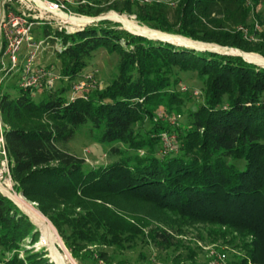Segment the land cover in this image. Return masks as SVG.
Listing matches in <instances>:
<instances>
[{
    "label": "trees",
    "instance_id": "obj_1",
    "mask_svg": "<svg viewBox=\"0 0 264 264\" xmlns=\"http://www.w3.org/2000/svg\"><path fill=\"white\" fill-rule=\"evenodd\" d=\"M258 1L177 0L172 18L165 0H111L106 6L86 0L71 10L134 13L162 34L231 45L262 58L264 30L254 26L262 18L251 17ZM37 26L43 38L59 41V73L69 83L35 98L32 86L0 81L2 149L13 188L37 202L72 256L112 264L106 247L123 250L143 236L194 255L195 246L112 202L121 196L152 203L155 217L170 211L183 222L208 224L211 239L232 234L244 250L237 264H264V63L135 34L107 18L73 31L42 20ZM100 46L118 53L115 73L87 97L70 98L71 80ZM5 48L1 38L0 57ZM177 69L196 71L205 85L202 101L183 107L189 91L176 87ZM165 113L180 118L171 122ZM145 119L150 126L140 130L136 123ZM83 124L117 158L90 166L69 151L65 143ZM163 132L179 133L177 149L161 152ZM14 201L0 191V264H55L45 248L34 249L39 231ZM181 257L176 254L173 264Z\"/></svg>",
    "mask_w": 264,
    "mask_h": 264
},
{
    "label": "rangeland",
    "instance_id": "obj_2",
    "mask_svg": "<svg viewBox=\"0 0 264 264\" xmlns=\"http://www.w3.org/2000/svg\"><path fill=\"white\" fill-rule=\"evenodd\" d=\"M109 1L111 0H100L101 4H103L104 6H106ZM165 1L169 6V16L170 18H172L173 7L177 0ZM8 6H12V8H9ZM71 6L72 4L69 5L70 8ZM7 10H16L17 12H14L16 14L22 15V17L26 21L22 24H17L15 27H12L8 22L4 23V21H2V18L4 12H6ZM108 11H114V9H109L101 13ZM120 14H126L129 18L135 20L137 24L134 25L137 26L138 29L147 36L165 37L160 32L154 30L159 28L151 27L148 24L139 22L135 18L134 13H128L124 11ZM256 14H259V16L262 18V21L259 22L258 29L264 30V0H259L255 5L253 16H251L253 20L259 19ZM29 17L36 20H30L28 19ZM41 20L49 23L54 27L65 28L66 30L71 31L68 24L63 22L57 15L52 14L46 9L37 6L34 0H0V41L1 38L5 39L6 42L8 40V37H5L4 35V28H6L8 34L12 35L16 33L14 29L22 28V31L18 35L20 41L16 52L15 64L6 51H4L0 57V61L2 63V66L0 67V81L2 85L20 82L24 76L30 75L31 71L34 74H37L39 70L42 69H50L55 73L59 72L60 60L56 53V49L59 46V41L57 39H51L50 37L43 38L41 36V32H39V27L37 26ZM92 22L94 21H91L90 23ZM119 23L121 27L122 23ZM73 30H76V28L72 29V31ZM167 37L177 39L180 38L175 36ZM181 40L186 41L190 44L197 45L193 40H190L188 38H183ZM211 46L216 47L215 45ZM229 51L235 52L234 50ZM254 57L259 58V56L252 54V59L254 61L264 63L262 61L256 60ZM117 61L118 53H116L115 51H109L105 47L100 46L92 53L91 57L88 59L87 65L78 72L77 76L84 75L85 73L92 71L96 78V86L94 88L102 87L115 73ZM28 65L30 66V72L27 68ZM176 71L179 78L176 87L180 88L181 90H187L191 92H188L183 107L193 106L197 102L202 101L204 99L205 85L201 78L198 77L196 71L190 69H177ZM66 83L68 84L69 82H66L62 78H58L55 82L56 86L64 85ZM182 85L186 86V88L182 89ZM194 89L198 91L197 94L193 93ZM46 91L47 89L43 86H32V95L35 98L41 97ZM172 114L174 115L177 113H166V116H162L163 118H169V116H171ZM182 115L183 116L181 124H184V122L186 121V116L184 112H182ZM178 118L180 117H177L176 120ZM149 126L150 121L147 119H145L142 123H136V127L140 130L147 129ZM179 138L180 135L178 133V135L175 137L176 145L180 142ZM65 147L74 154L84 157L85 163L90 166H95L97 164L111 161L118 156L109 152V146L107 144L95 140L92 132L89 130V124L81 125L76 130L74 136L65 143ZM2 148L3 138L1 133L0 120V180L2 181V183H10L9 185L11 190L8 191V194L15 200H17L23 208H25L28 213L20 207L29 216L30 220L34 223L39 231V239L35 243H33L34 249H40L41 247L45 248L48 251L47 255L50 257V260H52L55 264H59L60 259H67L69 263L74 264H91V259H86L81 262L79 259L72 256L69 248L64 243V240L58 233L56 227H54L56 230L55 231L52 227L53 224L49 221L50 219L46 215L44 216L38 210L39 208L37 206V202L29 199L28 201L22 194V192L16 191L13 188V181L11 180L8 173L5 151ZM162 150L163 149L161 148V152H163ZM18 195H23L25 198L23 196L22 197L25 199V201L20 200L18 198ZM112 202H115L116 204L122 206L124 209H127L134 215L144 216L147 219H151V225L158 224L159 226L168 229V231H170L175 238L183 239L186 243H189L190 246H195L196 249L194 255L188 257L185 255L187 253L186 247L175 246V244L161 247L155 244L152 240L148 239L146 236H143L136 238L133 245H130L123 250H113L111 247H106L107 254L110 255L109 259L112 264H119V262L117 263L118 260H122V262H124L123 264H173L176 254L183 255V257L180 258L179 264H209L211 257L208 248L205 247L209 244H214L216 248L224 251L226 253V260L230 264H237L236 261L239 256L241 257V255L244 254V250L236 245L239 238L235 239V241L231 240L232 234H229L226 238L218 237L216 239H211L207 234L208 224L189 221L183 222L180 220V218L176 217L170 211H162L156 213L158 214L157 218V216L155 217V214L151 213L153 210H155L153 204L143 200L118 196L114 198ZM169 225H172L173 228ZM53 233H55L56 235L54 239ZM233 234H236V231H234ZM42 235H48L50 237V245L47 246L46 244L41 243ZM198 241H200L201 244L198 243ZM26 242L24 243V246H26V248H30L28 247L29 244ZM19 254H22V251H20ZM97 264H99V260Z\"/></svg>",
    "mask_w": 264,
    "mask_h": 264
},
{
    "label": "built area",
    "instance_id": "obj_3",
    "mask_svg": "<svg viewBox=\"0 0 264 264\" xmlns=\"http://www.w3.org/2000/svg\"><path fill=\"white\" fill-rule=\"evenodd\" d=\"M47 7L45 8L52 14H54V10H60L64 11L67 14L71 15H84L77 12H74L69 7L70 4H76L80 2H85L86 0H43ZM56 15V14H55ZM2 21L10 23L12 27H15L17 24H22L26 20L22 17L20 14H16L12 10H7L4 12ZM255 28L259 27V23L255 21L254 23ZM240 29H242L246 35V27L244 26H238ZM25 29V28H24ZM5 30V37H8V40L6 42V48L5 51L10 56L11 60L15 64L16 62V52L19 46L20 38L18 37L19 33L22 31V28L14 29L16 33L8 34V31L6 28ZM69 31V30H67ZM72 31V30H71ZM28 71L30 69V66H27ZM31 71V70H30ZM29 71V72H30ZM58 78L68 79L67 76H62L59 72L55 73L53 70L50 69H42L39 70V72L36 74L30 72V75H26L22 78L20 81V85L22 86H36L40 85L45 88L52 87L56 80ZM96 86V78L94 76V73L92 71L85 73L84 75L76 76L74 79L71 80L70 85V91H69V97L74 98L75 96H82L87 97L88 91ZM182 89L186 88V86L182 85ZM193 93L197 94L198 91L196 89L193 90ZM173 115V114H172ZM169 116V121L175 122L177 117H180V114H174L173 116ZM166 116V113L164 114ZM178 120V119H177ZM176 120V121H177ZM162 151H168L171 149H177V146L175 144V134L169 133V132H163L162 133ZM143 152V150H141ZM198 243L201 244L200 241ZM208 248L211 260L209 264H230L226 260V253L214 246V244H209L205 246ZM99 264H106V262L102 259H99Z\"/></svg>",
    "mask_w": 264,
    "mask_h": 264
},
{
    "label": "bare ground",
    "instance_id": "obj_4",
    "mask_svg": "<svg viewBox=\"0 0 264 264\" xmlns=\"http://www.w3.org/2000/svg\"><path fill=\"white\" fill-rule=\"evenodd\" d=\"M34 1L37 4V6H39L40 8H44L45 9L47 7L46 3L43 0H34ZM54 14H56L63 22L68 24V26H69V28L71 30L75 29V28H78V27H80V26H82L84 24L90 23L91 21H93V18H94L93 16H86V15H71V14H67L64 11H60V10H54ZM98 16H106V17H108L110 19L116 20L117 22H121L122 24H124V25H126L128 27H133V28H137L138 29V27L134 25V24H137L135 22V20L129 18L126 14H120V13L115 12V11H108V12L101 13ZM139 31L141 32V34H144L141 30H139ZM144 35L147 36L146 34H144ZM162 35H164L165 37H159V36H147V37L161 39V40H164V41L177 42V43H180V44H183V45H187V46H195V47H197L199 49H205V48L207 49L208 48V49L216 50V51H220V52H228V53H231V54L240 55V56L245 57L247 59H249V58L252 59V54L253 53L244 52V51H242L240 49H237V48L220 47V46H218L216 44L197 42V41H194L197 44V45H195V44L187 43L186 41H182L181 39L184 38L182 35L178 36V37L182 36V38H179V39L167 37V36H170V35H167V34H162ZM177 35H179V34H177ZM188 39H190V38H188ZM211 45H215L216 47H212ZM229 50H234L235 52L229 51ZM260 59H264V58L262 57ZM9 184L2 183V181L0 180V187L4 188L7 191L11 190ZM18 198L20 200H22V201H25V199L21 195H18ZM53 234H54V237H53V239H54L56 237V235H55V233H53ZM41 243H44L47 246L50 245V243H51L50 237L48 235H45V236L42 235ZM59 261H60L59 264H74V263H69L67 261V259H63V260L60 259Z\"/></svg>",
    "mask_w": 264,
    "mask_h": 264
},
{
    "label": "water",
    "instance_id": "obj_5",
    "mask_svg": "<svg viewBox=\"0 0 264 264\" xmlns=\"http://www.w3.org/2000/svg\"><path fill=\"white\" fill-rule=\"evenodd\" d=\"M94 18H93V21H98V20H100V19H104V18H108V17H106V16H98V15H94L93 16ZM121 27L122 28H124V29H127L126 27H124V26H122L121 25ZM127 30H129V29H127ZM130 32H132V33H135V32H133V31H131V30H129ZM135 34H140V35H143V36H145L144 34H141V33H135ZM181 35V34H180ZM183 36V35H182ZM147 37V36H146ZM183 37H186V36H183ZM149 38H151V37H149ZM191 40H193V41H197V42H204V43H212V44H216V45H218V46H220V47H227V48H237V47H233V46H231V45H222V44H218V43H215V42H209V41H203V40H197V39H192V38H190ZM187 47H190V48H195V49H199V48H197V47H195V46H187ZM206 49V48H205ZM208 49V48H207ZM237 49H240V48H237ZM208 50H211V49H208ZM240 50H242V49H240ZM212 51H216V50H212ZM242 51H244V50H242ZM217 52H220V51H217ZM220 53H225V54H231V53H228V52H220ZM250 61V60H249ZM251 62H253V61H251ZM253 63H255V62H253ZM0 191L3 193V194H5L6 196H8L10 199H12L13 201H14V199L8 194V193H6V192H4L1 188H0ZM15 202V201H14ZM16 203V202H15ZM17 204V203H16ZM18 205V204H17ZM19 206V205H18ZM20 207V206H19Z\"/></svg>",
    "mask_w": 264,
    "mask_h": 264
}]
</instances>
